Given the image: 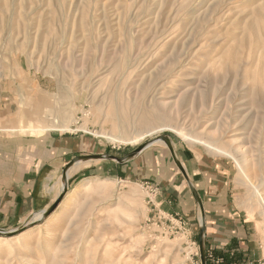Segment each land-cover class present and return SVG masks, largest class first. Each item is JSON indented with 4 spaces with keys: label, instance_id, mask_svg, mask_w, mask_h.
<instances>
[{
    "label": "rangeland",
    "instance_id": "1",
    "mask_svg": "<svg viewBox=\"0 0 264 264\" xmlns=\"http://www.w3.org/2000/svg\"><path fill=\"white\" fill-rule=\"evenodd\" d=\"M18 139L72 142L64 161L165 160L167 179L183 178L178 163L218 164L246 236L264 244V0H0V145ZM145 174L68 178L49 217L0 226L17 229L0 234V264H202L201 249L224 264L199 204L195 218L165 211Z\"/></svg>",
    "mask_w": 264,
    "mask_h": 264
},
{
    "label": "crops",
    "instance_id": "2",
    "mask_svg": "<svg viewBox=\"0 0 264 264\" xmlns=\"http://www.w3.org/2000/svg\"><path fill=\"white\" fill-rule=\"evenodd\" d=\"M6 144L4 142L2 147L0 145L1 227L15 224L42 210L46 203L44 196L52 194L46 184L52 178L53 170L74 161H64L67 152H74L72 142H69L70 149L66 148L68 146L61 140L42 144L41 141L28 143L27 140L18 139ZM107 160L105 158L76 160L68 168L69 170L75 167L69 174V179L80 182L90 176L98 178L107 174L116 176L125 169L131 176L136 177L144 176L143 173H146L145 178L154 180V186H159L157 203H161L165 211L195 218L197 211L194 202L199 204L197 198L201 201L203 212L199 205L198 207L204 219L209 250L217 258L223 259L224 264H250L264 259V244L259 239L246 236V220L236 207L234 184L229 181L226 171L221 172L218 164L203 162L189 168L186 172L187 180L182 172L183 178L174 171L168 176L169 179L160 174L158 166H165V160L160 162L159 159H154V163L152 160L151 164H145V160L141 166L137 161L136 165L130 163L127 168V160L121 163ZM78 161L81 162L76 165Z\"/></svg>",
    "mask_w": 264,
    "mask_h": 264
},
{
    "label": "water",
    "instance_id": "3",
    "mask_svg": "<svg viewBox=\"0 0 264 264\" xmlns=\"http://www.w3.org/2000/svg\"><path fill=\"white\" fill-rule=\"evenodd\" d=\"M158 140V139H156ZM163 140L166 141V144L171 152V154L175 157V154H174V150L172 148V146L170 145V143L167 141V137H164ZM146 146H148L147 144H142L140 146H138L137 148H135L133 151L130 152V154L128 155V157H133L135 155H137L138 153H140ZM97 158H105V159H110V160H115L119 163L121 162H124L127 158H119V157H116L114 155H101V154H89V155H84V156H81L80 158L76 159V160H87V159H97ZM76 160L74 161H71L69 162L65 168L63 169L62 171V179L65 178V175H66V171L68 170L69 166L75 162ZM179 169L181 170V172L183 173V175L185 176V178L188 180V176L185 172V170L183 169L182 165L180 163L177 164ZM67 181V180H66ZM67 190H68V185H67V182L65 183V185L63 186L61 192L57 195V197L55 198V200L52 202V204H50V206H48L44 211H43V214H42V219H46L47 217H49L53 212L54 210L58 207V205L61 203V201L63 200V198L65 197L66 193H67ZM198 200V203H199V206H200V209L201 211L203 212V206H202V203L201 201L197 198ZM15 232V231H13ZM12 231L10 232H7L6 230L0 228V234H10V233H13ZM200 253H201V262L202 264H206V260H205V253H204V250L201 249L200 250Z\"/></svg>",
    "mask_w": 264,
    "mask_h": 264
},
{
    "label": "bare ground",
    "instance_id": "4",
    "mask_svg": "<svg viewBox=\"0 0 264 264\" xmlns=\"http://www.w3.org/2000/svg\"><path fill=\"white\" fill-rule=\"evenodd\" d=\"M261 13H262V11H261ZM3 16V15H2ZM254 26V25H253ZM113 98H115L114 96H113ZM156 117V116H155ZM125 122H126V120H125ZM156 124V123H155ZM122 125V124H121ZM116 126H118V125H116ZM23 128H24V130H26V131H29V132H35V131H39V130H37V129H35L31 124H29V122H27L26 123V125L25 126H23ZM182 132V131H181ZM178 133V132H177ZM182 135V137L184 138V139H187V140H189V139H191V140H193V141H197V140H195V139H192V138H189L187 135H185L184 133H182L181 134ZM180 135V136H181ZM98 136H101V137H105V138H107V139H109V140H111V141H114V142H116V141H118L116 138H114V137H112V136H108V135H106V134H99ZM141 137V136H140ZM137 140H139L138 138H136ZM141 139V138H140ZM126 140V139H125ZM122 141H124V138H123V140ZM157 141H159V140H155V141H152V142H157ZM152 142H150V143H148L147 145H149V144H151ZM201 142V141H200ZM212 143V142H211ZM202 144H204V143H202ZM210 144V143H209ZM209 148H211V149H214V150H216V151H219L218 149H216V148H213V147H211V146H208ZM79 162H81V161H78L77 163H79ZM76 164V163H75ZM74 168L75 167H72L71 169H69V170H67L66 171V175H65V178L64 179H62L61 180V186H60V190H59V193L61 192V190H62V188H63V186L65 185V183H66V180L69 178V174L74 170ZM58 193V194H59ZM45 209H42V210H40V211H38V212H36L35 214H37V213H39L37 216H36V218L35 219H37V220H40L41 218H42V214H43V211H44ZM34 214V215H35ZM34 217V216H33ZM33 217L31 218V220L30 221H37V220H33ZM25 225V224H24ZM15 230H17V229H10V230H6L7 232H10V231H15ZM6 237V236H5Z\"/></svg>",
    "mask_w": 264,
    "mask_h": 264
},
{
    "label": "built area",
    "instance_id": "5",
    "mask_svg": "<svg viewBox=\"0 0 264 264\" xmlns=\"http://www.w3.org/2000/svg\"><path fill=\"white\" fill-rule=\"evenodd\" d=\"M208 257H209L211 260L215 259V258L213 257V255H212V253H208ZM221 260H222L221 258H217V259H215L216 262H219V261H221ZM250 264H264V260H261V261L256 262V263H250Z\"/></svg>",
    "mask_w": 264,
    "mask_h": 264
}]
</instances>
